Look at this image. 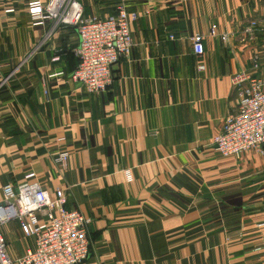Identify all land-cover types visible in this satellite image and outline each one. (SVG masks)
Instances as JSON below:
<instances>
[{"label": "crops", "instance_id": "1", "mask_svg": "<svg viewBox=\"0 0 264 264\" xmlns=\"http://www.w3.org/2000/svg\"><path fill=\"white\" fill-rule=\"evenodd\" d=\"M30 1L0 0V194L29 173L51 198L62 189L92 220L84 264H264V154L213 143L238 110L232 78L263 72L264 0H79L85 17L139 15L96 94L72 79L77 29L35 26ZM2 230L13 258L35 247L18 221Z\"/></svg>", "mask_w": 264, "mask_h": 264}, {"label": "built area", "instance_id": "2", "mask_svg": "<svg viewBox=\"0 0 264 264\" xmlns=\"http://www.w3.org/2000/svg\"><path fill=\"white\" fill-rule=\"evenodd\" d=\"M14 11L13 7L5 9L6 13ZM28 12L35 26L56 21L77 29L79 62L72 79L85 91L102 93L112 86L113 67L131 54L134 45L131 26L138 20V13L122 5L115 17L89 18L85 17L79 0H48L45 4L32 0ZM257 27L256 22L251 23L248 33L253 34ZM261 31L264 32V26ZM211 33L217 35L216 26ZM221 38L229 40L227 34ZM192 43L195 55L203 56L204 37L196 35ZM254 68H259L258 59ZM199 69L203 71L205 67ZM232 82L238 90V110L225 119L222 133L213 139L214 146L223 157H241L250 150L264 154V67L259 76L238 73ZM68 159L69 153L62 152L55 162L66 169ZM127 175L130 177L129 171ZM67 202L62 189L51 198L33 173L27 174L20 184L4 185L0 194V264H84L90 254L88 228L92 220L80 211L68 209ZM13 221L19 222L26 237L35 240V247L19 258L9 254L2 230Z\"/></svg>", "mask_w": 264, "mask_h": 264}]
</instances>
